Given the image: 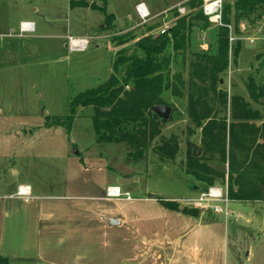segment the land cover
Returning a JSON list of instances; mask_svg holds the SVG:
<instances>
[{
  "label": "rangeland",
  "instance_id": "rangeland-1",
  "mask_svg": "<svg viewBox=\"0 0 264 264\" xmlns=\"http://www.w3.org/2000/svg\"><path fill=\"white\" fill-rule=\"evenodd\" d=\"M70 1L103 6L102 0H0V256L20 251L13 264H264V203L230 201L227 219L170 215L162 204L180 208V201L204 191L187 174L188 153L201 145L199 132L188 133L193 125L185 98H164L172 110L161 136L174 135L179 147L170 162L152 151L132 162L125 145L97 144L90 108L76 111L69 133L46 125L47 118L67 117L74 98L107 81L118 51L134 53V41L118 47L115 37L133 30L137 39L148 30L157 34L174 22L171 10L188 0H106L115 29L104 28L101 13L70 8ZM234 1L223 0V8ZM139 4L156 18L141 25ZM259 16L240 24L238 34L231 26V48L239 43L240 51L230 55L220 86L228 98L238 96L259 112L257 124L264 122V98L250 101L247 84L264 87V10ZM22 22L32 31L21 34ZM211 26L193 32L192 52L215 50ZM69 37L86 38L87 49L70 51ZM171 69L186 79L187 56H175ZM208 165L227 174V162ZM19 186H29L31 198H16ZM109 187L128 193L129 200L106 199ZM198 222L205 231L190 229Z\"/></svg>",
  "mask_w": 264,
  "mask_h": 264
},
{
  "label": "trees",
  "instance_id": "trees-1",
  "mask_svg": "<svg viewBox=\"0 0 264 264\" xmlns=\"http://www.w3.org/2000/svg\"><path fill=\"white\" fill-rule=\"evenodd\" d=\"M202 2L189 0L183 4L188 11L185 16H179L175 9L172 10L175 13L174 24L163 35L159 32L152 35L148 30L137 39L133 30L115 37L113 41L118 42V47L134 41V53L127 55L125 47L118 51L107 81L74 98L67 117L47 118L46 125L64 126L69 133L76 111L90 108L97 144L125 145L129 148L127 158L132 162L144 160L149 151L158 155L160 161L170 162L179 151L177 138L174 135L167 139L161 136L164 124L151 112V108L166 106V93L175 99L185 98L186 115L193 125L188 133L194 135L199 132L202 151L199 157L197 151L188 153L187 174L203 184L204 190L215 186L217 180L225 181L226 178L230 201L264 202V122L257 124L261 120L259 112L253 111L238 96L228 98L220 88L230 55L238 56L240 44L231 48L229 31L222 27L215 29L214 51H210V47L207 51L190 50L193 32H204L210 26L200 9ZM102 4L99 7L85 1H70V8L97 11L104 16V28L115 29L114 16L106 12V0H102ZM263 10L264 0H235L224 6L222 22L232 26L238 34L240 24L258 19ZM175 56H187L186 79L180 73H172ZM247 92L253 103L260 104L264 98V87L256 86L252 80L247 84ZM170 106L173 107L172 104ZM158 138L160 143L154 145ZM215 161L227 162V174L224 169L208 165V162ZM162 204L170 211L198 216L197 211L180 210L175 203ZM0 264L10 263L0 257Z\"/></svg>",
  "mask_w": 264,
  "mask_h": 264
},
{
  "label": "built area",
  "instance_id": "built-area-1",
  "mask_svg": "<svg viewBox=\"0 0 264 264\" xmlns=\"http://www.w3.org/2000/svg\"><path fill=\"white\" fill-rule=\"evenodd\" d=\"M179 16H185L188 14L183 5L174 8ZM172 9V10H174ZM202 14L205 18H207L211 27L213 28H222L225 27L229 31L228 41L229 45L235 40L232 38V30L233 28L229 25H224L222 22V11H223V0H203L202 5L200 7ZM136 13L141 21V25L148 23L151 21V16L143 4H139L136 6ZM171 10V11H172ZM174 23H171L168 26L162 27L159 31V35L165 34ZM32 31V25L29 23H21L20 24V33H28ZM251 44H254V40H248ZM89 41L86 38H71L69 37L67 47L70 51L74 52H83L87 49ZM231 47V45H230ZM106 199H119L121 196L125 197V200H129L128 194H121V191L118 187H109L105 193ZM15 197L18 199L28 200L30 198V189L29 187L20 186L17 188ZM230 200L228 199L227 194V183L224 186H212L208 187L206 190L197 194L195 197L187 198L180 201L181 209L187 208L188 210H194L204 213H213L224 215L225 219H227L231 213L228 210V203ZM224 208H222V206Z\"/></svg>",
  "mask_w": 264,
  "mask_h": 264
},
{
  "label": "crops",
  "instance_id": "crops-1",
  "mask_svg": "<svg viewBox=\"0 0 264 264\" xmlns=\"http://www.w3.org/2000/svg\"><path fill=\"white\" fill-rule=\"evenodd\" d=\"M189 1V0H188ZM187 1V2H188ZM185 4V3H184ZM152 19L151 20H154L155 18H156V16L154 15V16H152L151 17ZM23 23V22H22ZM137 26V28H138V26H140L139 24H137L136 25ZM135 26V27H136ZM135 27H132V28H130L129 30H132V29H134ZM129 30H127V31H129ZM127 31H125V32H127ZM20 187V186H19ZM25 187H29V186H25ZM30 189V188H29ZM31 193V192H30ZM126 194H128V193H126ZM31 198V197H30ZM149 199H153V198H149ZM26 201V200H25ZM259 203H264V202H259ZM180 210H182L181 209V207H180ZM175 213H178V212H175ZM174 213V211H172V212H170V215H174L175 214ZM178 214H181L182 216H185L184 214H182V213H178ZM199 214V213H198ZM201 214V213H200ZM177 215V214H176ZM186 217H187V215H186ZM119 224V223H118ZM117 224V225H118ZM203 225H205V224H203ZM202 225V223H200V222H198L196 225H193L192 226V228H190V229H192V230H194L195 229V231H199V229L200 230H202V231H205V226H203ZM203 226V227H202ZM174 241H176V239L174 240ZM164 248H166L167 250L165 251L166 253H171V251H169V249H170V247H164ZM14 252H16V251H14ZM12 254H14L13 252L11 253V254H3V255H1L0 257L1 258H3V259H6L10 264H13L12 262H13V259H18L19 260V258H21V254L22 253H20V251H18V253H16L15 255H16V257L15 256H13ZM158 258H159V256H158ZM207 263H209V262H207ZM196 264H198V263H196ZM203 264V263H202Z\"/></svg>",
  "mask_w": 264,
  "mask_h": 264
},
{
  "label": "water",
  "instance_id": "water-1",
  "mask_svg": "<svg viewBox=\"0 0 264 264\" xmlns=\"http://www.w3.org/2000/svg\"><path fill=\"white\" fill-rule=\"evenodd\" d=\"M171 110L172 109L170 107H167V106H164V105H157V106H154V107L151 108V112L154 115H156L158 117V119L162 121V123H165L169 119V116L171 114ZM196 151L198 152L197 153V157H198L200 152H201V150L197 149ZM73 153L75 154L76 152L74 151ZM195 190L198 191L197 188H195ZM149 198H151V196ZM111 224L112 225H117L118 222L117 221H111Z\"/></svg>",
  "mask_w": 264,
  "mask_h": 264
}]
</instances>
